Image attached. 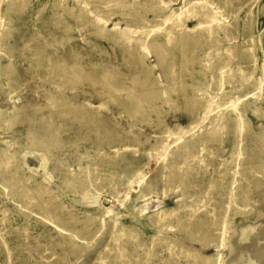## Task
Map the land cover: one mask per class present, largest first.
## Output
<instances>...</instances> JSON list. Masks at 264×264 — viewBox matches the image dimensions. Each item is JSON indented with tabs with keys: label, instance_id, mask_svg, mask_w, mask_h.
Returning <instances> with one entry per match:
<instances>
[{
	"label": "rangeland",
	"instance_id": "374dc122",
	"mask_svg": "<svg viewBox=\"0 0 264 264\" xmlns=\"http://www.w3.org/2000/svg\"><path fill=\"white\" fill-rule=\"evenodd\" d=\"M213 1L212 7L225 2V20L233 22L229 29H233L235 34L230 40L222 39L221 31L206 37L205 43L198 44L194 58L180 68L176 78L184 87L187 86L189 95L209 91L221 97L224 103L231 99L239 100L249 130L240 139L226 124L220 135L209 140L199 134L195 142L202 151L200 158L189 159L184 175H187V182L195 186L188 191L198 192V197L203 200L207 198V193L204 194L201 189H207L210 181L223 175L224 183L216 182L211 194L224 206L230 187V170L237 158L236 181L231 191L240 199L231 203L239 208L233 212L230 227L235 229L233 235L237 239L240 230L248 228V232L243 240L233 245L231 252L222 253V264H242L245 258L264 253V0ZM175 3L173 7L180 5L177 4L179 0ZM5 5L6 2L1 4L0 11ZM72 6L76 10L74 0H65V9L56 7L54 0H25L22 11L14 12L9 17L12 31L8 44L12 50V67L9 70L1 68L0 72V109L5 111L4 120H0V151L6 150L14 156L18 173L25 178L29 192L37 189L42 199L52 196L58 201L61 206L54 216L59 217L61 230L41 219L44 211L34 197H30V202L23 208L13 203L6 189H14L16 184L4 180L0 169V264H190L179 250H171L167 241L161 238L169 236L187 243L184 234L172 228L160 233L155 254L151 259H144L145 251L153 244V235L158 232L151 216L156 211L174 206L177 195L163 197L160 193H151L145 198L136 199V184L126 189L117 187L120 189L118 196L131 202L126 209L115 203L112 213L122 216L120 219L124 224H132L141 230V247L126 243L124 248L121 247L123 252L111 250L103 263L98 262L96 257L105 251L108 239L106 230L90 234L97 230L98 223L89 228L87 234L91 235L92 244L85 252L71 247L69 243V237L80 232L86 212L95 217L99 208L110 206L107 186L98 193L90 189L81 192L73 190L67 184L69 170H75L80 165L92 172L97 165L105 184L108 183L110 171L121 174L129 162H133L131 168L140 171L149 169V174H152L160 166L154 165V162L145 165L148 160L144 153L160 131L177 125L179 128L186 127V134H189L207 125L203 110H185L182 93L173 89L165 97L144 101L142 120L140 115L129 116L109 99L98 96L96 90H100L99 87L88 81L79 82L74 87L58 88L62 78L47 68L49 59L61 58L68 64L75 57L82 73L105 70L123 86L131 85L135 72L134 68H127L118 45L90 34V24L81 31L77 30L75 19L70 17L67 9ZM88 10H93L92 2ZM116 18L117 15L113 16L114 20ZM64 24L72 27L70 39L65 37ZM189 24L195 25L193 22ZM228 46L232 47L230 54L227 53ZM154 60L152 53L145 58L149 65ZM218 60L223 72L231 68L230 74L216 83L220 89L198 87L195 91L191 90L190 85L197 86L200 78L210 80L209 74L199 68H207ZM4 62L6 58L0 55V64ZM158 72L159 68H153V74ZM249 75H252V83H248ZM258 79L261 84L256 88ZM48 95L58 101L55 109L51 110L48 105ZM63 101L66 104L62 105ZM13 106L17 108L14 110ZM63 108L66 111L59 113ZM195 112L200 119L191 124ZM229 115L234 116V113L230 112ZM11 118L14 119L13 123L8 125L7 120ZM41 119L50 120L53 126L61 127L59 141L56 145L41 149L29 148L27 124L29 120L38 122ZM135 136L139 137V143L134 141ZM208 177L211 179L208 180ZM156 188L160 190L161 186L157 184ZM199 206L195 204L198 211L194 219L207 223L204 222L208 218L205 210L213 208L210 204L200 209ZM178 212L189 216V209L185 205ZM106 214L102 215V219L107 220ZM249 227H253L252 230ZM232 228L228 230H234ZM74 240L79 241L76 237ZM205 241L209 244L200 251L206 255L215 254L216 241ZM192 245L200 248L198 242H192Z\"/></svg>",
	"mask_w": 264,
	"mask_h": 264
},
{
	"label": "bare ground",
	"instance_id": "6f19581e",
	"mask_svg": "<svg viewBox=\"0 0 264 264\" xmlns=\"http://www.w3.org/2000/svg\"><path fill=\"white\" fill-rule=\"evenodd\" d=\"M24 1L0 0V6L6 2L5 8L0 11V55L6 58V62L0 64V72L1 68L9 70L12 67V50L8 44L12 31L9 17L14 12L20 13L22 11ZM74 1L77 4L76 10H73V6L67 7V9L70 17L75 19L77 30L81 31L87 24H90V34L94 35L95 38L104 39L112 45H118L127 68H134L135 72L131 77V85L123 86L116 82L115 78L105 70L99 73H82L79 70L81 67L77 60H74L75 57L68 64L61 58L49 59L47 68H50L51 73L55 72L62 78L58 88L63 86L74 87L79 82L88 81L90 84L99 87L100 90H96L98 96L109 99L129 116L140 115L141 118L144 101L152 100L154 97H165L169 90L173 89L178 93H182L185 110H203L206 114L204 121L207 120V125L198 129L195 126L196 130L194 129L193 133L188 132L189 134H186V127L179 128L177 125H174L172 129L165 128L160 131L155 136L154 142L148 145L144 153L148 160L145 165L146 163L154 162V165L158 164L160 166L152 174H149V169L140 171V169L135 170V167L134 169L131 168L133 162H129L127 163L128 165L123 167L121 174L115 173L114 170L110 171L108 183L105 184L97 171V165L92 172L86 171L80 165L75 170H69L70 176L67 184L73 190L81 192L84 189H90L98 193L107 186L108 192L106 195L110 199V206L99 208L95 217L87 212L85 213L80 232L74 233L73 236L69 237V243L72 244L71 247H78L80 252H85L88 246L92 244L91 235L105 230L107 231L108 239L105 244V251L99 253L98 257H96L98 262L104 261L111 250L118 249L123 252L121 247L124 248L126 243L141 247L143 245L141 230L132 224H124L120 219L122 216H114L112 213L115 203H119L118 206L126 209L131 202L122 197L120 198V195L118 196L120 186L126 189L136 184L138 186L136 199L145 198L151 193H160L163 197L171 194L177 195L174 206L156 211L151 216L158 232L152 237V246L145 251V260L151 259L155 254L156 241L160 239V233L163 230L172 228L184 234V239L185 241L187 240V243L180 242L169 236L161 238H163V241H167L168 248L179 250L180 254L184 255L190 264H222V253L224 251L231 252L233 245L237 241L243 240L244 234L247 235L246 232H248V228L240 230L237 239L233 235L235 229L230 227L232 225L233 212L239 208L236 204L233 207L231 203L239 202L240 199L239 195L231 191L233 189L232 184L236 181L235 161L237 158L230 170L228 180L230 187L226 193L227 199L224 206L218 203L214 194H211L213 192L211 190L217 185L216 182L224 183L225 177L223 175L219 179L210 181L207 189H201V192L207 193V198L203 200L198 197V192L192 193L188 191L189 188H195V186L187 182L184 168L189 159L200 158L202 151L199 150L200 148L195 142L199 134L209 140L216 135H220L224 129V124H226L227 127L235 131L237 138L240 139V136L249 130L248 123L244 116V111L239 106V100L231 99L224 103L221 97L209 91L196 92L193 95H189L187 86L184 87L182 85L180 79L176 78V74L180 68H184L194 58L195 48L205 43L206 37L215 34L216 31H221L223 34L222 39L230 40L232 34H235L233 29H229L233 22L225 20L227 17L223 12L225 2L212 7L213 0H179L177 4L180 5L173 7L176 4V0ZM91 2L93 10L89 11L88 5ZM54 5L65 9V0H54ZM115 15H117L116 20L113 19ZM190 22L195 23V25L190 26ZM71 29L70 25L64 24L63 31L67 39L72 37L70 35ZM226 48L227 53L230 54L232 47L228 46ZM150 53L154 55L155 60L153 64L149 65L145 62V58ZM220 65L221 61L218 60L216 63L212 62L207 68H199V70L209 74L210 80L205 81L204 78H200L197 81V86L190 85L191 90L195 91L198 87L202 89L210 87L211 89L219 90L220 88L217 87L216 83L218 80L222 81L223 77L231 72V68H226L228 70L223 72ZM155 67L159 68L158 74L152 73ZM96 68L104 67L96 66ZM139 74H142V76L139 77ZM248 78V83H252V75H249ZM255 83L257 84L256 88H258L261 80L258 79ZM57 103V100L48 95V105L51 110L57 107ZM61 103L62 105L66 104L64 101ZM16 108L17 106H13L14 110ZM65 111L66 108L60 109L59 113L62 114ZM230 112H233L234 116H230ZM4 114L5 111L0 109L1 121L4 120ZM13 118L7 120L8 125L13 123ZM199 119L200 116H196L195 112L191 124H194ZM191 124L188 126H191ZM129 127H132V123L129 124ZM61 131V127L53 126V122L50 120L41 119L38 122L29 120L27 124L29 148L41 149L49 145H56ZM136 136L134 141L139 143V137ZM203 149L201 148V150ZM0 169L4 180L12 181L13 184H16L14 189H6L13 203L23 208L30 202L29 198L34 197L44 211L41 219L51 222L58 230H61V226L58 223L59 217L54 216V213L59 210L61 205L52 196L42 199L40 191L37 189L29 192L25 186V178L18 173V166L14 156L6 150L0 151ZM207 179L210 180L211 177ZM157 184L161 186L160 190L156 188ZM118 186L119 188H117ZM191 203L192 208L190 207ZM195 204L200 205L199 209L204 207L205 204L212 206V210H205L208 218L204 222L207 223L194 219L198 211ZM184 205L189 209V216L178 212V209ZM22 211L24 210L22 209ZM106 213L108 218L104 220L102 215ZM119 214L122 215V213ZM94 223H98L97 230L90 233L91 235L87 234ZM230 228L234 230H228ZM249 228L252 230L253 227ZM228 231L229 235H227ZM74 237L79 239V241L74 240ZM246 238L244 237V239ZM206 239L216 241L215 254L206 255L200 251L201 248L203 249L209 244V242L205 241ZM192 242H198L200 248L194 247ZM242 264H264V253L247 257Z\"/></svg>",
	"mask_w": 264,
	"mask_h": 264
}]
</instances>
